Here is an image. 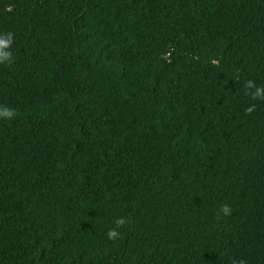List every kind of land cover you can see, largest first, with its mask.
<instances>
[{
  "label": "trees",
  "instance_id": "obj_1",
  "mask_svg": "<svg viewBox=\"0 0 264 264\" xmlns=\"http://www.w3.org/2000/svg\"><path fill=\"white\" fill-rule=\"evenodd\" d=\"M9 32L0 264H264V0H0Z\"/></svg>",
  "mask_w": 264,
  "mask_h": 264
},
{
  "label": "clouds",
  "instance_id": "obj_2",
  "mask_svg": "<svg viewBox=\"0 0 264 264\" xmlns=\"http://www.w3.org/2000/svg\"><path fill=\"white\" fill-rule=\"evenodd\" d=\"M14 43V34L9 32L6 34H0V65H11L13 60V53L11 51L12 45ZM247 89H255V91H250L248 94L253 97V99L260 98L264 99V87H256L253 82H248L245 86ZM248 111H252L249 109ZM16 116V113L10 107H0V120H12ZM220 211L228 215L230 214V208L224 205ZM128 222L127 218L121 217L115 220V227L109 230L106 234L107 239L110 241H116L120 238L121 233L119 229Z\"/></svg>",
  "mask_w": 264,
  "mask_h": 264
}]
</instances>
